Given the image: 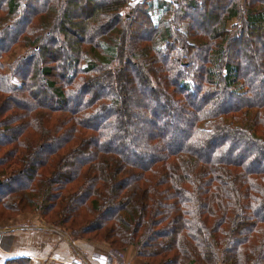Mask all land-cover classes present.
I'll use <instances>...</instances> for the list:
<instances>
[{
    "label": "trees",
    "instance_id": "obj_1",
    "mask_svg": "<svg viewBox=\"0 0 264 264\" xmlns=\"http://www.w3.org/2000/svg\"><path fill=\"white\" fill-rule=\"evenodd\" d=\"M32 1L0 0V225L31 214L147 264H264V60L242 50L264 0Z\"/></svg>",
    "mask_w": 264,
    "mask_h": 264
},
{
    "label": "crops",
    "instance_id": "obj_2",
    "mask_svg": "<svg viewBox=\"0 0 264 264\" xmlns=\"http://www.w3.org/2000/svg\"><path fill=\"white\" fill-rule=\"evenodd\" d=\"M139 1L131 0L132 3ZM45 223L26 213L2 223L0 264L21 256L31 264H147L134 255L131 246L122 251L92 239L72 240Z\"/></svg>",
    "mask_w": 264,
    "mask_h": 264
},
{
    "label": "rangeland",
    "instance_id": "obj_3",
    "mask_svg": "<svg viewBox=\"0 0 264 264\" xmlns=\"http://www.w3.org/2000/svg\"><path fill=\"white\" fill-rule=\"evenodd\" d=\"M106 0H94V3H103V2H105ZM131 1V0H130ZM210 2V4H211V6L212 7H214V8H218V7H220L221 5L223 6V3H222V0L220 1V0H208L207 1V3H209ZM32 7L34 8L35 6H37L38 4V2H37V0H33L32 2ZM75 10V9H74ZM76 10L78 11L79 9L76 7ZM199 21H201V19H199ZM204 20H202V22H203ZM143 27L142 26H140V27H138V29L136 30V32H135V35H138L139 36V34H142L143 33ZM253 41H250L252 44H251V46H249L250 45V43L248 42V43H246L244 46H242V50H243V52H245V51H247V48L249 49L250 47H252V45L255 43V44H258V48L256 49L255 48V52H254V58L256 59V61H258V62H262L263 60H264V49L261 47V45L263 44V42L264 41H262L261 39H257V40H255V38H253L252 39ZM23 50H24V46H22L21 44H16V45H14L12 48H11V51L8 53V54H5V55H2L1 56V61H2V64L4 65V66H8L10 63H11V61H12V59L15 57V55H17V54H20V53H22L23 52ZM47 95H46V97H45V100L46 101H52V95L51 94H49V93H46ZM264 96V95H263ZM15 101H19L18 103H25V104H27V102H28V100H24V99H22V98H17ZM69 102L67 103V105L68 106H70V105H74L75 103H78L79 102V98L78 97H71V98H69V100H68ZM142 129H145V127L143 126V124H135L134 125V127L133 128H131L130 129V131L129 132H135V131H141ZM182 143V140L180 139V138H175V143H173V145H180ZM45 151H43V152H41L40 153V156L38 157V159H40V158H42L44 155H45ZM81 159H83L82 157H78V159H76L75 160V164H77V163H79L80 161H81ZM74 167V166H73ZM66 171V170H65ZM71 170H68V172H70ZM24 180H25V178L24 177H21L20 179H19V181H17L14 185H12V186H15L17 183H22V182H24ZM106 216L108 217L109 216V214H108V212L106 213ZM41 222L43 221L41 218H38ZM44 222V221H43ZM46 222V221H45ZM44 222V223H45ZM45 225H48L49 227H51V225L50 224H48L47 222L45 223ZM53 228V227H52ZM54 229V228H53ZM56 230V229H55ZM59 232H61V233H63V230H58ZM64 232H66V231H64ZM66 234H68V237L70 238V239H72V236L70 235V233L69 232H66ZM74 239H85V238H74ZM74 239H72V240H74ZM115 250H117V249H115ZM22 257V256H21ZM31 264V263H30Z\"/></svg>",
    "mask_w": 264,
    "mask_h": 264
}]
</instances>
